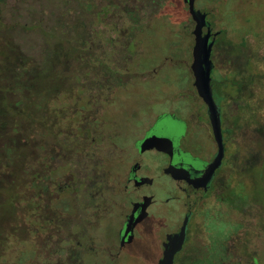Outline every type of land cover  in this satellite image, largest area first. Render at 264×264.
Here are the masks:
<instances>
[{
    "label": "rangeland",
    "instance_id": "rangeland-1",
    "mask_svg": "<svg viewBox=\"0 0 264 264\" xmlns=\"http://www.w3.org/2000/svg\"><path fill=\"white\" fill-rule=\"evenodd\" d=\"M164 1L0 0V174L5 185L12 172L40 174L36 186L24 181L23 203L12 205L17 189L0 186V264H76L101 243L115 251L122 218L111 205L109 146L125 152L162 109L182 121L165 117L158 125L180 137L185 123L192 143L204 139L212 149L192 85L194 23L161 16ZM227 1L194 0L220 32L214 92L223 98L224 126L236 134L221 188L197 208L189 243L206 247L201 264H264V0H231L233 23ZM114 5L124 17L109 12ZM233 45L240 52L230 75ZM166 183L148 189L158 197ZM171 207L159 202L154 212L180 218ZM78 238L83 244L70 246Z\"/></svg>",
    "mask_w": 264,
    "mask_h": 264
},
{
    "label": "flooded vegetation",
    "instance_id": "flooded-vegetation-1",
    "mask_svg": "<svg viewBox=\"0 0 264 264\" xmlns=\"http://www.w3.org/2000/svg\"><path fill=\"white\" fill-rule=\"evenodd\" d=\"M184 5L186 4L184 3ZM212 72L213 69L211 79L213 78ZM211 84L213 89V79ZM218 105L220 107L224 153L220 166L215 169L204 187L200 186L197 180L216 155L217 146L214 139L212 149L208 147L207 143L205 144L204 139V143L201 145L192 143L191 130L187 129V124L184 121L183 134L177 137L170 130V125H158L160 118L167 117L170 120H179L166 109H162V112L153 117L145 129L139 131L132 140L130 147L125 149V152H121L122 154H118L119 151H122L121 147L111 141V146H109L111 152L109 150V153L113 154V158L116 157V160L113 161L114 173L109 177L111 191L115 193L113 200L111 199V205L118 212V217L122 218L113 245L117 249L114 251L112 246L101 243L100 248L94 247L86 255H82V257L79 255L76 264H159L167 249L177 245L179 238L175 240V236L179 234L184 220L186 223L183 241L182 243L180 241L178 245L172 264H176L181 257L185 256V253L189 252V240L191 235L193 236L191 228L194 226L197 208L207 197L221 188L222 172L226 166L229 167V160H227L229 154L228 139L232 140L236 134L233 127L226 128L224 126L226 112L221 104ZM206 116L208 119L207 111ZM152 137L163 139L166 145L171 143L170 149L168 146L167 151H159L155 148L142 149L143 143ZM208 140L210 141L209 138ZM193 147L195 148L193 149ZM116 150L119 151L114 153ZM146 153L149 155L147 156ZM94 154L96 156L97 152ZM168 167L175 170L183 169L184 173L175 179L170 174L165 173ZM164 179L167 183L163 184L165 186H162L161 196L157 197L154 191L148 188H153L156 183L159 184ZM98 194L101 199H104L102 192ZM159 202L171 206L174 204L175 207L171 208L173 211H177V209L181 211L180 218L177 216L170 218L168 215L170 209L167 210L165 216L154 212V208ZM98 203L100 202L96 201L95 204L98 205ZM159 213H164V211ZM92 240L94 241V239H86L85 241H90L93 244ZM82 244L81 238H78L73 240L70 246L77 248Z\"/></svg>",
    "mask_w": 264,
    "mask_h": 264
},
{
    "label": "water",
    "instance_id": "water-1",
    "mask_svg": "<svg viewBox=\"0 0 264 264\" xmlns=\"http://www.w3.org/2000/svg\"><path fill=\"white\" fill-rule=\"evenodd\" d=\"M183 1L187 5L188 14L192 22L194 23V27L191 31V34L193 35V46L191 50L192 59L190 63V70L193 76L192 84L195 88L197 96L206 106V111L211 126L213 139L217 146V152L213 161L206 167L202 176L197 180L199 185L204 187L212 177L215 169L220 166L224 153L223 139L221 133L220 107L218 103L214 100V94L211 84V71L214 67L213 62L211 60V51L215 37L218 35L219 32L212 33L211 24L206 19V13L195 8L194 0ZM148 140L143 143L142 149L155 148L159 151H167V146L170 149L171 143L166 145L164 144L163 139L156 138V140H154L149 146H146ZM165 173H168L173 176V178L178 179L181 174L184 173V170H175L172 167H168L165 170ZM185 223L186 222L184 220L183 226L179 234L175 236V240H178L179 238L177 245L169 249H167V245V252L165 253L163 260L159 264H172L173 256L176 250L178 249L180 240L181 243L183 241Z\"/></svg>",
    "mask_w": 264,
    "mask_h": 264
},
{
    "label": "trees",
    "instance_id": "trees-1",
    "mask_svg": "<svg viewBox=\"0 0 264 264\" xmlns=\"http://www.w3.org/2000/svg\"><path fill=\"white\" fill-rule=\"evenodd\" d=\"M231 0H228L227 1V6L225 7L226 9H225V13H226V18L228 19L227 21H229V23H233V21H234V17L236 16V13H235V11L234 10H232V8H231ZM115 6V5H114ZM116 7V8H115ZM115 7H111V9L109 10V12H112V15H115V17H117V16H120V17H124L125 15H123L124 13H122V12H124V10H122V9H120V8H118L117 6H115ZM183 7H184V3H183V0H178V5H175L174 3H173V0H165L164 2H162V4L160 5V9H161V11H159V14L161 15V16H167V17H174V18H176L177 20H184V19H186L188 16H189V14H188V12H186L184 9H183ZM117 8H118V10H117ZM181 11V12H180ZM173 18V19H174ZM235 22V21H234ZM220 33V32H219ZM218 33V34H219ZM79 41H82V40H79ZM85 41V40H84ZM82 43V42H81ZM244 44V43H243ZM242 46H244V45H242ZM231 50H232V52H231V58H229L228 59V65H229V73L228 74H234V72H232V70L234 69V66H236V64H237V59H236V52H240V51H238L239 50V48H238V46H235V45H233V46H231ZM214 53L215 52H212V56H211V60H212V62H213V56H214ZM189 57V59L191 58V55L190 56H188ZM214 64V63H213ZM261 78H263V81H264V75H262V77ZM213 79V78H212ZM215 81H216V83H218L219 81H217L216 79H213V83H215ZM250 83H252V81H250ZM214 86H215V84H213V90H214ZM195 89V88H194ZM179 91V90H178ZM180 92V91H179ZM214 92V91H213ZM214 94V100L218 103V104H221V100L223 99L222 98V96H219L218 94H216L215 92L213 93ZM21 113L20 112H16V114L15 115H20ZM14 115V116H15ZM15 118H16V116H15ZM263 127V126H262ZM258 131V130H257ZM259 134H262V135H264V129H263V132H261V133H259ZM19 145L22 147V146H24V144H20L19 143ZM15 147H16V145H15ZM25 147V146H24ZM37 160V159H36ZM37 163H39V160H37L36 161ZM26 165L27 164H25V165H22L21 167L22 168H24V167H26ZM35 168V167H34ZM34 168H32V170H34ZM3 169V168H2ZM5 169H6V167H4V169L3 170H0V173H4V171H5ZM27 175V174H26ZM26 178H30L31 180H32V182H31V184H32V186H36L37 185V183L40 181V174H39V171H35V173H31L30 175H29V177H26L25 175H20V177L19 176H17V174H14V172H12V176H11V181L10 182H8L6 185H5V179H4V174H0V186L1 187H4V186H8V187H10V188H12L13 189V191H14V189L16 190L15 191V197L14 198H12L13 199V201H12V205H13V202H24L25 201V198H22V193H20V190L21 191H23L26 187H27V185L26 184H24V181L26 180ZM16 180H20L21 181V185H17L16 184ZM1 184H4V186L3 185H1ZM15 186H17V187H15ZM208 232H210V229L208 230ZM226 233V232H225ZM227 234V233H226ZM222 241L223 240H225L226 239V236H224V235H222ZM192 240L193 241H196V237L193 235V238H192ZM221 241V242H222ZM192 246V245H191ZM191 246H190V243H189V246H188V253L186 254L185 253V256H183V257H181L178 261H177V263L176 264H201L202 262H203V259L208 255V253H207V249H206V247H204L202 244H199V245H197V244H195L194 246H195V248L194 249H191ZM193 246V247H194ZM191 250H192V253H191ZM218 264V263H217Z\"/></svg>",
    "mask_w": 264,
    "mask_h": 264
}]
</instances>
